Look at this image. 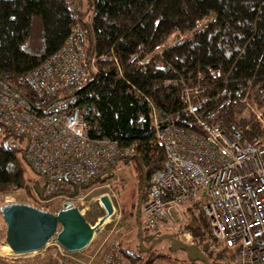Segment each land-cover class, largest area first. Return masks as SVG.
Instances as JSON below:
<instances>
[{"label": "trees", "instance_id": "1", "mask_svg": "<svg viewBox=\"0 0 264 264\" xmlns=\"http://www.w3.org/2000/svg\"><path fill=\"white\" fill-rule=\"evenodd\" d=\"M205 17L209 20L196 29V22ZM77 24L94 54L95 69L67 93L75 97L91 138L105 137L133 147L134 153L121 159L137 172L138 191L143 187L141 203L150 173L161 165V150L151 145V113L162 124L180 123L176 116H182L181 78L199 84L205 95L213 97L206 109L228 100L219 112L223 128L233 121L246 135L261 132L247 107L264 115V0H86L76 19L65 0H0V79L31 100L34 108L43 105L25 75L56 51ZM173 33L184 36L171 41ZM164 42L169 44L157 52ZM132 54L148 57V62L144 67L129 63ZM209 68L219 70L220 76L209 77ZM13 140L23 137L0 123V193L26 183L21 165L22 160L27 162L24 148L11 144ZM111 169L102 178L109 177ZM139 225L137 221L139 251L121 247L122 257L132 264L158 259L222 264L235 252L213 237L202 214L184 215L178 231L168 233L177 241L183 231L191 235L193 243L188 248L182 245L194 256L181 249L186 253L183 259L153 253L161 233L143 236Z\"/></svg>", "mask_w": 264, "mask_h": 264}, {"label": "built area", "instance_id": "2", "mask_svg": "<svg viewBox=\"0 0 264 264\" xmlns=\"http://www.w3.org/2000/svg\"><path fill=\"white\" fill-rule=\"evenodd\" d=\"M65 3L72 17L78 18L82 0ZM208 20L205 17L202 23L196 22V29ZM168 44L164 42L157 52ZM94 62L77 24L56 51L25 75L43 105L34 108L31 100L0 79V123L23 137L24 157L41 178V188L29 185L35 203L58 199L80 212L90 183L102 178L119 159L134 153L130 145L120 146L105 137L91 138L75 97L67 93L86 80L95 69ZM128 62L144 67L148 57L132 54ZM207 75L215 78L220 72L209 68ZM179 85L183 107L176 120L180 123L162 124L151 113V145L161 150V165L150 173L140 205L144 236L164 233L163 229L175 233L184 215L201 213L213 237L235 248L222 264H264V115L248 105L253 122L262 128L253 135L244 134L233 121L223 128L219 112L228 104L227 99L206 109L204 105L213 102V97L205 95L203 87L182 78ZM238 101L245 103L244 98ZM3 247L0 259L23 264L8 261L25 254H11ZM46 248L47 259L42 264H74L69 256L72 252L53 239L35 252ZM122 258L118 240L110 238L98 264H121Z\"/></svg>", "mask_w": 264, "mask_h": 264}, {"label": "rangeland", "instance_id": "3", "mask_svg": "<svg viewBox=\"0 0 264 264\" xmlns=\"http://www.w3.org/2000/svg\"><path fill=\"white\" fill-rule=\"evenodd\" d=\"M83 8L86 7V0H82ZM89 14V13H88ZM85 18L88 19L89 15ZM183 35H177L173 33L170 37L171 41H174ZM243 114H247V111H243ZM19 143L21 148H24L25 140H13L11 144ZM21 165L24 172L25 178V188L19 190H12L5 193H0V205L7 202H21L27 204H33L36 208H41L42 210L55 212L62 205L61 201L58 199L50 200L49 202H39L35 203L32 197V190L29 185H36L41 188V178L35 173V171L28 165L27 162L21 161ZM27 185V186H26ZM138 175L135 169H133L132 164L119 159L115 166L111 169V174L107 178H100V181L95 183L90 187V190L85 194L83 198V204L79 206L80 213L83 215L85 220L90 224H94L102 215L105 214L101 204L99 203V196L106 194L112 205V215L107 217L101 226L94 231L92 238L87 245L81 251L72 252L69 256L72 258L74 264H84L89 261L99 260L103 256L105 251L106 242L110 238H115L118 240L120 248L128 251L138 252L141 248L139 239L135 233L137 228V221L139 222V227L143 228L144 218L141 213L138 214L136 220V208L139 199L138 191ZM201 214V213H199ZM164 233L168 234L170 232L167 229H163ZM138 232V229H137ZM143 236H144V231ZM184 233H188L183 231ZM182 233V232H181ZM179 234V242L184 244L187 248L193 243L192 237H184ZM5 235V224L0 216V249L3 247V251L10 250L8 246L4 243ZM157 236L153 243L152 251L153 253H163L178 259L185 258V252L179 248L173 247L171 241L167 237ZM184 242V243H183ZM144 246H149L148 241H144ZM50 247V246H48ZM48 249L42 252H30L25 255H17L14 259H10L8 262L13 261L15 263L21 262L23 264H42L47 259ZM11 252V251H10ZM12 254V252H11ZM0 259V264H8L7 262H2ZM123 261V260H122ZM126 261V259H124ZM123 261V262H124ZM168 262V261H167ZM177 263L178 262H172Z\"/></svg>", "mask_w": 264, "mask_h": 264}, {"label": "water", "instance_id": "4", "mask_svg": "<svg viewBox=\"0 0 264 264\" xmlns=\"http://www.w3.org/2000/svg\"><path fill=\"white\" fill-rule=\"evenodd\" d=\"M142 192L143 187L139 193L136 217L140 210ZM99 203L105 214L92 225L85 220L76 207L70 206L68 203H62L55 212L42 210L21 202L1 204L0 216L5 224L4 243L13 254L38 251L51 239L67 252L81 251L89 244L94 231L107 217L112 215V205L106 194L99 196ZM138 233H140L139 229ZM160 237L169 238L175 247L185 250L191 257L194 256L170 235L164 234Z\"/></svg>", "mask_w": 264, "mask_h": 264}, {"label": "crops", "instance_id": "5", "mask_svg": "<svg viewBox=\"0 0 264 264\" xmlns=\"http://www.w3.org/2000/svg\"><path fill=\"white\" fill-rule=\"evenodd\" d=\"M101 258L102 257H100L99 258V260L97 259V260H95V261H89L88 263H84V264H98V262L101 260ZM124 259H126V258H122V260L124 261ZM121 262V264H132L128 259H126V261H124V262ZM150 264H174V263H172V262H167V261H164V260H154L153 262H151ZM175 264H177V263H175Z\"/></svg>", "mask_w": 264, "mask_h": 264}, {"label": "flooded vegetation", "instance_id": "6", "mask_svg": "<svg viewBox=\"0 0 264 264\" xmlns=\"http://www.w3.org/2000/svg\"><path fill=\"white\" fill-rule=\"evenodd\" d=\"M141 205V204H140ZM181 242V241H180ZM175 247V246H174ZM186 248V247H185ZM187 249V248H186Z\"/></svg>", "mask_w": 264, "mask_h": 264}]
</instances>
